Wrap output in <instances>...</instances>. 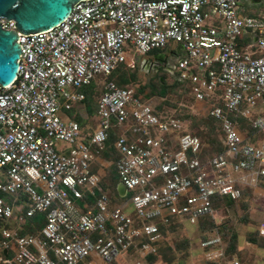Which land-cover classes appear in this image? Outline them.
<instances>
[{"label":"built area","instance_id":"obj_1","mask_svg":"<svg viewBox=\"0 0 264 264\" xmlns=\"http://www.w3.org/2000/svg\"><path fill=\"white\" fill-rule=\"evenodd\" d=\"M244 1L85 0L55 28L18 32V76L0 84V221L20 227L0 231V264H109L137 245L145 257L162 239L160 224L198 225L217 216L214 195L239 199L242 186L259 185L264 144L232 120L264 132V13L247 15ZM0 23L17 30L13 20ZM156 50L178 55V80L221 123L225 151L204 161L201 138L175 113L109 80L127 54ZM93 83L101 92L95 131L62 116ZM114 127L128 193L113 206L93 166ZM37 213L46 215L40 232L20 236ZM221 243L212 235L201 247Z\"/></svg>","mask_w":264,"mask_h":264},{"label":"trees","instance_id":"obj_2","mask_svg":"<svg viewBox=\"0 0 264 264\" xmlns=\"http://www.w3.org/2000/svg\"><path fill=\"white\" fill-rule=\"evenodd\" d=\"M157 52L154 51L153 53ZM176 53V52H175ZM181 53H179V57ZM178 56V55H177ZM176 56V57H177ZM175 57V60L177 61V58ZM136 64L127 59L125 62L119 64L116 68V70L113 72V74L110 76L109 80L114 81L119 87L121 88H135V94L136 96L140 97L144 101L154 99L153 97L161 98L162 100H168L169 95L171 93L174 94H189L191 95V89L190 86L187 84L182 83L178 80V74H176L174 77H172V80L165 81L164 83L161 81V79H157L153 82H150V84L145 85H139L138 78L136 75L137 72ZM83 93H85L86 98L81 103L85 105L86 112L88 114V118L85 120L81 117V115L77 112H75V120L81 123L83 126L87 125V122L90 121V119L95 118L98 110V104H99V98L100 93L97 88V84L93 83L90 86H85L81 89ZM193 98V96L191 95ZM167 98V99H166ZM194 99V98H193ZM166 102V101H164ZM163 104V103H162ZM156 112H162L168 110L167 103H164V105H158ZM176 115V114H175ZM177 117L180 118V116L177 114ZM193 118V126L200 125V124H206L208 126V129H210L209 136L211 141V151L214 153L213 156L225 151V148L223 147V144L221 142L222 140V132L220 129L221 123L216 120L214 117H211L210 115H207L205 119H196ZM232 120L235 122L238 130L242 134L243 137H251L254 138L255 142H258L259 135H256L257 132L253 129L252 123L242 118L241 116H232ZM111 138L105 143L104 148L100 151V156L105 159L109 165L107 167H100L98 165L93 166V170L95 172L100 173L102 176V187L105 192H107L110 195V199L112 201L113 206L114 205H120L127 199L120 198L118 192H117V186L120 184V175L118 172V159L119 154L117 149L115 148V141L119 137V131L116 127H114L111 131ZM197 135V134H196ZM201 134L199 133V137ZM208 150L205 152V156ZM203 159V158H202ZM204 161H207V159H203ZM245 191L241 190V197L239 199H232L228 196H221L219 194L214 195L211 197V206L214 211L216 212H223V211H232L233 213L235 211V205L237 203H241L242 208H244L245 211H247V205L244 201H242L244 197ZM89 200L90 203H93L94 200ZM46 215L44 213H37L33 217H29L27 219V222L29 221V226L27 228H24V230L20 231V236H24L27 234L37 235L41 228L45 225L46 222ZM240 221L243 220V218L239 219ZM232 219L226 218V221H218L217 216L214 215H206L202 217L199 220L198 226L201 229L202 232V241L208 240L212 235H218L222 242L226 244V249L224 251V256L231 257L233 256L237 250H238V233L234 226L232 225ZM242 222V221H241ZM182 226V222L178 218H172L168 224H160V232L162 234V239L159 242L152 244V251L148 253L145 257L140 254V248H142L141 245L132 246L128 251L122 253L115 261L109 264H128V258L134 256V255H141L143 257L141 260L145 259L148 261V263H155L159 260L158 256H164V252L167 249H174L182 250L186 249L190 246L189 241H184V244H174L173 247L168 246L164 239L166 235L171 231H176L179 227ZM255 237V238H254ZM254 237L251 236L250 240L254 238L262 239L264 241V237L261 236L259 233H255ZM16 246V241H12V248ZM213 248V247H208ZM207 249V248H206ZM139 255V256H140ZM216 261H212L210 264H216ZM63 264V263H59ZM106 264V263H101Z\"/></svg>","mask_w":264,"mask_h":264},{"label":"rangeland","instance_id":"obj_3","mask_svg":"<svg viewBox=\"0 0 264 264\" xmlns=\"http://www.w3.org/2000/svg\"><path fill=\"white\" fill-rule=\"evenodd\" d=\"M244 4V9H245V13L247 15H251V16H260L264 13V3L261 4H257L254 3L253 0H245L243 2ZM128 59L130 61H132L133 63L136 64V68L138 69L136 72L137 78H138V84L139 85H145V84H150V82H153L157 79H161V81L164 83L165 81H169L172 80L174 76L169 75V74H165V73H157V74H150L148 76H146V73H144V71L142 70L143 64L144 62H141L140 58H142L143 56L140 54H127ZM132 90L134 88H131ZM136 90V89H135ZM99 93L101 95V92L99 90ZM155 99L156 104L160 105H164V103H167V107L168 110L166 111H170L169 114L172 115V113H175L176 115L178 114L180 116V119L184 122L185 127L194 134L199 135V133L201 134L200 138L204 144L203 147V151L201 154V157L204 159H210L214 154L211 150V141H210V136H209V132L210 129H208V126L206 124H200V125H196L193 126V118L196 119H205V117L208 114L209 111V107L205 106V105H199L197 104L194 99L191 97V95L189 94H174L171 93L169 95L168 100H162L161 98L158 97H153ZM167 99V98H166ZM166 101V102H164ZM163 103V104H162ZM81 105L82 110L84 111V116L85 117H89L87 115V112L85 111V105L83 104H78L74 106V109L72 111H67L66 109L63 110L62 112V116L63 117H70V119L75 120V112L79 113L78 111V106ZM90 118V117H89ZM88 118V120H89ZM86 120V119H85ZM87 124L92 127V129L95 131L98 129L99 123L98 120L96 118L90 119L89 122H87ZM258 143L260 145L264 144V132L261 133L259 139H258ZM208 150V152L206 153L205 156V152ZM243 188H251L248 186H242ZM218 214L220 212H217ZM217 214V215H218ZM131 216L133 218H137V214L135 211L131 212ZM218 217V216H217ZM184 223H182V226L179 227L176 231H171L169 232L164 241L168 246L173 247L174 244H184V241H189L190 242V246L186 249H182V250H177L175 251L173 248L172 249H167L164 252V256H158L159 260L156 261L155 263H148V261H146L145 259L141 260L143 257H141V255L139 256L134 255L130 258H128V264H135L137 262H142L143 264H186L185 260L188 257V253L190 252V250L195 247L194 244V239H198L196 241V243H200V240H202V232L200 229V234L197 238V230H195V232L193 231H187L183 225ZM29 226V221L26 223V225H24V228H27ZM186 226L191 230H194L196 228V226L189 224L188 222L186 223ZM20 224L15 220V219H11L8 220L7 222H3L0 221V231L3 229H9L11 231H14L16 229H19ZM193 243V244H192Z\"/></svg>","mask_w":264,"mask_h":264},{"label":"water","instance_id":"obj_4","mask_svg":"<svg viewBox=\"0 0 264 264\" xmlns=\"http://www.w3.org/2000/svg\"><path fill=\"white\" fill-rule=\"evenodd\" d=\"M85 0H0V19L13 20L17 30H6L0 23V84L11 85L19 72L21 47L18 32L28 36L55 28L72 13L74 6ZM261 4L264 0H253ZM120 197L127 196V187L117 186Z\"/></svg>","mask_w":264,"mask_h":264},{"label":"crops","instance_id":"obj_5","mask_svg":"<svg viewBox=\"0 0 264 264\" xmlns=\"http://www.w3.org/2000/svg\"><path fill=\"white\" fill-rule=\"evenodd\" d=\"M78 107V112L81 117L83 119H87L83 114L84 111L82 110L81 105ZM64 118L69 119L70 117ZM96 162V164L101 167L107 166L109 164L103 158H98ZM242 189L245 191L242 201H244L247 205V211L242 208L241 203H237L235 205L236 212L233 213L232 211L228 210L220 212L217 215L218 221H226V218L232 219V225L238 233L237 252L231 257H226L224 256L226 244L223 242L220 245L212 246L213 248L204 249L201 247L202 240H200V243H196L198 239H194L195 247H193L188 253V257L185 260L186 264H210L212 261H216V264H264V241L259 238L254 240L255 233H259L261 236H263L262 224L264 223V178L260 180V183L257 187ZM240 218H243V220H241L242 222L239 220ZM182 223H184L183 225L187 231L195 232V230H197L196 236L197 238L200 237V227L198 225H194L196 228L194 230H190L186 226V221ZM251 236L254 237L252 240H250Z\"/></svg>","mask_w":264,"mask_h":264},{"label":"flooded vegetation","instance_id":"obj_6","mask_svg":"<svg viewBox=\"0 0 264 264\" xmlns=\"http://www.w3.org/2000/svg\"><path fill=\"white\" fill-rule=\"evenodd\" d=\"M140 60L144 62L142 70L146 73V76L157 73H165L172 76L177 74L175 54L171 52L157 51L149 56H143Z\"/></svg>","mask_w":264,"mask_h":264}]
</instances>
